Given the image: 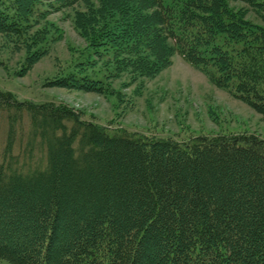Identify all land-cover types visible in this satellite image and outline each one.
Segmentation results:
<instances>
[{"label":"trees","instance_id":"1","mask_svg":"<svg viewBox=\"0 0 264 264\" xmlns=\"http://www.w3.org/2000/svg\"><path fill=\"white\" fill-rule=\"evenodd\" d=\"M232 1L260 22L230 0H2L0 34L39 59L54 26L41 15L79 4L74 26L113 75L153 74L177 54L264 117V0ZM82 69L71 67L50 85L100 90ZM0 113V258L264 264L259 135L148 136L2 89Z\"/></svg>","mask_w":264,"mask_h":264},{"label":"rangeland","instance_id":"2","mask_svg":"<svg viewBox=\"0 0 264 264\" xmlns=\"http://www.w3.org/2000/svg\"><path fill=\"white\" fill-rule=\"evenodd\" d=\"M230 4L242 9L245 18L260 22L247 4L232 0ZM78 7L52 8L47 16L41 15L54 26L49 50L39 59L30 55V49H13L8 38L0 34V89L20 100L61 102L80 111L85 119L148 136L185 141L201 135L255 133L264 139V117L180 55H173L168 65L153 74L135 77L122 71L113 75L112 66L96 59L88 37L74 26L73 11ZM42 10H47L46 6ZM71 67L83 68L78 73L92 74L100 80L92 84L101 85V89L50 85L55 76ZM5 131L0 113V149ZM0 264L11 263L0 258Z\"/></svg>","mask_w":264,"mask_h":264}]
</instances>
